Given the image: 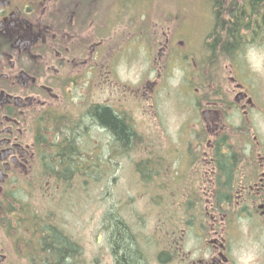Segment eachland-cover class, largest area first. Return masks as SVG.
<instances>
[{"label":"flooded vegetation","instance_id":"1","mask_svg":"<svg viewBox=\"0 0 264 264\" xmlns=\"http://www.w3.org/2000/svg\"><path fill=\"white\" fill-rule=\"evenodd\" d=\"M141 1L0 0V264H62L56 238L67 243L65 260L79 264L61 216L74 205L76 144L93 133L97 144H124L98 119L102 110L128 127L127 144L137 142L144 118L166 131L159 95L177 69L186 110L182 140L171 143L186 146L170 151L183 160L172 172L171 212L185 216L166 222L165 235L144 251L135 243L138 258L241 264L254 255L253 264H264V105L246 85L238 39L189 47L171 27L145 30L130 12ZM127 68L135 71L128 83ZM40 194L36 204L24 201ZM108 241L104 264H121Z\"/></svg>","mask_w":264,"mask_h":264},{"label":"rangeland","instance_id":"2","mask_svg":"<svg viewBox=\"0 0 264 264\" xmlns=\"http://www.w3.org/2000/svg\"><path fill=\"white\" fill-rule=\"evenodd\" d=\"M214 1L142 0L137 5H131L130 12L138 13L145 30L155 31L156 26L161 35L171 27L172 34L178 40H185L189 47H200L214 42L216 38L223 40V28L215 27L212 8ZM220 1L227 5L233 0ZM120 7L129 10L125 3H122ZM116 10L118 8L113 9L112 12L115 13ZM253 15L255 17L257 14ZM238 44L239 55H241L238 61L247 78L246 85L261 105H264V71L253 70L264 69V43L261 40L255 42L248 37L238 41ZM143 45H148L145 32ZM147 49V47L143 48V71L146 68ZM226 64L227 61H224L220 68L222 69ZM177 70L174 72L171 90H165L159 95L158 112L163 125H166V131H161L158 127H150L144 118L143 127L137 133V142L130 148L126 149L122 144H97L96 140L99 139L97 133H93L94 138H89L87 143L76 144L77 148L87 151L89 156L84 157L85 155L74 153V165L77 167L78 174L76 179L74 178V205L61 213V216L64 222L62 227L68 235L74 236V243L81 251L77 263H105L110 254L107 245L110 223L105 222L109 212L118 214V218L134 230L143 250L146 247L149 248L158 236L165 235L166 222L181 221L185 216V213L180 210H176L175 215L171 212L172 203L175 201V196L171 193L173 191L170 183L172 172L174 168L179 167L180 163H183V160L173 161L170 151L173 150V146L184 145L173 144L171 141L182 140L178 130L184 121L183 114L186 110L181 98L183 91L179 88L181 74ZM134 73V70L130 72L127 68V83L134 81ZM151 124L157 126L153 119ZM182 131L185 132L188 129ZM154 141H156L155 144H153ZM92 152H94L93 156ZM180 154L179 149L173 151L175 157ZM93 159L96 160L95 164ZM85 160H90L93 164H88ZM162 163L166 168L158 176V168ZM109 168L110 171L107 173ZM87 174H93L96 178L91 180ZM41 196L40 194L33 199L28 196L24 198V201L30 200V203L36 204ZM176 198L180 201L187 199L185 196H176ZM101 236L102 239L98 243L97 240Z\"/></svg>","mask_w":264,"mask_h":264},{"label":"trees","instance_id":"3","mask_svg":"<svg viewBox=\"0 0 264 264\" xmlns=\"http://www.w3.org/2000/svg\"><path fill=\"white\" fill-rule=\"evenodd\" d=\"M263 3L264 2H261V0H233L227 5H224L220 0H215L213 2L212 8L215 17V27L223 28L222 38L224 39V45H231L229 41L233 37H236L239 42L251 37L255 42L261 40L264 43ZM253 14L257 15L254 17ZM97 116L101 123L108 126L114 135L124 143L122 144L123 147L125 146L127 149L133 145L127 144L131 139V132L128 127L114 118L110 112L102 110ZM74 152L79 155L83 153L79 148L78 151L75 150ZM93 161L95 164L96 160L94 159ZM76 172L77 167L74 165L75 179L78 175ZM89 182L92 183V181ZM117 215L109 212L107 214L108 218L106 219V222L110 223V229L108 230L109 238L111 239V243L116 247L115 252L120 251V253L123 254L121 264H141L138 258V252L135 248L136 244L138 246L140 245L137 234L125 221L118 218ZM54 243L58 245V249L56 250H59L58 252L61 256L59 259L63 260L59 262L62 264H73V262L65 260L67 243L64 240H59V238H56ZM77 250L78 246L74 243V258H77V254L80 255L81 253L80 249Z\"/></svg>","mask_w":264,"mask_h":264},{"label":"clouds","instance_id":"4","mask_svg":"<svg viewBox=\"0 0 264 264\" xmlns=\"http://www.w3.org/2000/svg\"><path fill=\"white\" fill-rule=\"evenodd\" d=\"M254 71H264V69H253ZM179 71V70H177ZM182 75V73H180ZM255 259L254 255L248 256L246 259H244L241 264H253V261Z\"/></svg>","mask_w":264,"mask_h":264}]
</instances>
